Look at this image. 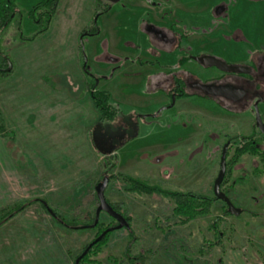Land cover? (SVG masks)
Segmentation results:
<instances>
[{
    "label": "rangeland",
    "instance_id": "obj_1",
    "mask_svg": "<svg viewBox=\"0 0 264 264\" xmlns=\"http://www.w3.org/2000/svg\"><path fill=\"white\" fill-rule=\"evenodd\" d=\"M42 1L17 0L23 15L0 32L1 67L8 68L6 59L12 64L0 74V216L24 206L0 227V264H76L100 229L75 228L92 223L96 187L106 177V199L130 229L113 232L80 264H264V136L254 111L264 93H248L237 103L188 93L159 113L172 98L158 92L161 69L138 64L157 56L145 52L147 43L139 47L145 35L137 19L160 2L164 14L177 12L188 29L199 31L191 33L194 56L239 66L229 58L243 62L254 49L238 29L247 28L253 38L264 34V0H59L40 10L52 14H38L46 28L39 34L28 13ZM218 10L231 14L224 29L214 16ZM95 21L100 35L82 38L95 32ZM150 40L176 73L199 84L224 74L193 60L180 64L182 51ZM260 64L255 73L263 75L264 56ZM84 65L100 79L96 90L110 95L115 119L100 122L90 93L95 82ZM259 111L264 122V102ZM228 142L222 190L240 216L217 201L210 214L182 223L173 216V195L214 198ZM128 179L163 193L135 192ZM99 222L102 229L118 224L106 213Z\"/></svg>",
    "mask_w": 264,
    "mask_h": 264
},
{
    "label": "flooded vegetation",
    "instance_id": "obj_2",
    "mask_svg": "<svg viewBox=\"0 0 264 264\" xmlns=\"http://www.w3.org/2000/svg\"><path fill=\"white\" fill-rule=\"evenodd\" d=\"M111 11H112V9L108 8L105 12L99 13L96 16H98L97 18H100L102 15L109 13ZM217 13L218 14H216L214 12V16L219 18V15L221 13H223V11L218 10ZM96 21H97V19H96ZM96 21H95L94 26H93L95 32L94 33H84L82 35V38H84L85 36L92 37V36H95L98 34L100 35V31L96 25ZM144 24L146 26V30L143 33L142 27H141V33L144 34L145 37H147V42H148L147 44H149L150 46L155 48V49L152 48L151 51L146 50L145 52L155 53L157 58H156L155 62H153V61H145L144 62L142 60H138L139 61L138 64L148 65L149 67H159V69H161L160 72H162V70L165 71L166 82L163 81V83L162 82L158 83V85L160 86L159 87L160 90H158V92L169 93V97L172 98L171 104L173 103V101H175V105H176V102H177L176 100L185 97L186 95H188V93H203L204 95H206L205 93H244V97L242 99H239V100L234 98L233 96L219 97V98H222V99L227 100V101L232 102V103H237V102L243 100L247 96L248 93H256L258 95H260L259 93H264V89H262V85H264V74L262 75V74L255 73L256 70H258V65L260 64V58H262L264 56V51H259V52L254 53L251 56L249 65H239L240 67H244V68L248 69L249 70L248 73L234 74V73H228V72L220 70L224 74H222L217 79V81L211 82L208 84H204V85L214 86L216 88L215 92L204 91L198 86L199 83L192 80L189 76L176 73V71H175L176 66L171 63V61H172L171 58L167 59L166 61H164V59H161V57H159L161 50L159 48L155 47L153 42L150 40V38L152 36L153 38L159 40L160 42H162L164 44L171 45L172 50H170V51H172V52L177 51V52H180V54L182 51V54L180 55V58H179V63L183 64V63L187 62L188 60L194 61V59H193L194 57H201V55L200 56L199 55L194 56L193 54H191L190 49H185V50L182 49V41L186 38H189L192 35L191 34L192 31H190V32L185 31L183 34L180 35L172 28L171 29L159 28V27L152 24L151 18L149 15H146L143 18L142 25H144ZM168 31L171 33L172 38L168 35ZM82 38H81V41H82ZM258 54H260V58H257ZM125 59L128 61L127 58H125ZM9 61H10L9 59H6L8 67H9ZM135 62L137 63V60H135ZM228 65H230V64H228ZM206 68H208V67H206ZM4 70H6V69L0 68V73H3L2 71H4ZM83 72L85 75H87L89 78H91L95 82L94 87L90 91V93H92L91 95L93 96L94 93H98V91L96 89L99 85L100 79L98 80L97 77L91 76L87 72L86 65H84ZM97 80L99 81L98 83H97ZM167 82H170L168 84L169 85L168 87L165 86ZM200 85H202V84H200ZM206 96H208V95H206ZM261 96L262 95H260V97L257 98V100H256V103L261 101L259 106L264 102L263 97H261ZM175 105H174V107H175ZM169 106H167V107H169ZM230 145H231V143H230ZM230 145H229V147H230Z\"/></svg>",
    "mask_w": 264,
    "mask_h": 264
},
{
    "label": "trees",
    "instance_id": "obj_3",
    "mask_svg": "<svg viewBox=\"0 0 264 264\" xmlns=\"http://www.w3.org/2000/svg\"><path fill=\"white\" fill-rule=\"evenodd\" d=\"M57 1L59 0H43L42 3L38 4L37 6H35L33 8L32 11H30L28 13V16L30 18V20L34 21L38 26H39V34H43L46 31V28L41 29V24H42V19H38L37 20V16L38 14L40 15H48V14H52V11L50 12H44L39 13L41 9H47L48 6L54 5ZM105 12V11H104ZM22 16L23 13L18 9V4H17V0H0V32L7 29L10 24L14 21V19L17 17V15ZM44 17V16H43ZM43 25V24H42ZM2 64V60H0V68ZM3 74V73H0ZM103 92H98L95 93L93 95V102H94V106L95 109L97 111V114L100 115V122H104L107 120H112L115 119L117 112L114 110H111V108L109 107L108 103L110 101V95L103 93ZM249 150V146L247 145L246 147H244V149L240 152H244V151H248ZM128 181L133 184V191L135 192H139L141 194L143 193H163L158 189L152 188L150 186H147L139 181H134L131 179H128ZM165 195V194H164ZM175 201H176V205H175V209L173 211V216L175 217H181L183 218V222L185 223L187 221H191L199 216H206L208 214H210V211L213 207V205L215 204V202H217L218 200L214 197H205V196H200V195H196L193 193H189V194H175L173 195ZM109 203V202H108ZM45 208L47 209L48 212L52 213L55 217L59 218L60 215H58V213L51 211L50 207H48L46 204H44ZM111 205V204H110ZM113 207L114 210H116L118 213H120V208L114 205H111ZM24 208V206H20V207H16L13 209H9V210H4L6 211V213L2 214V216H0V227H2L8 220H10V218H14L16 216L17 213H19L22 209ZM2 211V212H4ZM229 214V212H228ZM126 220L129 223V220L126 218ZM96 221V215L95 218L93 219L92 223H90V225H84V226H77L75 228V230H86L89 228H95V229H100V232L98 233V236L93 240L95 241L98 237H100L106 230L113 228V227H108L106 229H102L100 222L94 226ZM115 227V226H114ZM102 230V231H101ZM129 230V229H128ZM113 232L108 233L100 242H98L95 246H93V248L89 251L88 255L83 259V262H86L88 260V257L90 256V254H95L97 255L99 250H97L100 246H102L103 244H105V242H107V240L109 239V237L112 235ZM142 258V257H141ZM138 259V258H136Z\"/></svg>",
    "mask_w": 264,
    "mask_h": 264
},
{
    "label": "water",
    "instance_id": "obj_4",
    "mask_svg": "<svg viewBox=\"0 0 264 264\" xmlns=\"http://www.w3.org/2000/svg\"><path fill=\"white\" fill-rule=\"evenodd\" d=\"M110 2H120L121 0H108ZM194 61L199 63L200 65L208 68H217L219 70L228 72V73H234V74H239V73H248L249 70L240 67V66H232L228 65L224 61L217 59L215 57L211 56H201V57H194ZM12 70V64L9 61V67L2 71L3 73H9ZM99 81L97 80V83ZM202 90L204 91H209V92H215L216 88L211 85H198ZM206 95L210 97H222V96H233L236 99H242L244 97V93H205ZM261 101L257 102L254 106L255 110V115H256V127L259 130V132L264 136V122L261 117L260 111H259V104ZM175 105V101L166 108L161 109V112L173 108ZM158 113V114H159ZM156 116V115H155ZM152 116V117H155ZM230 143H227L222 150V156H221V161H220V171L218 174V177L214 183V196L218 201H221L226 204L228 208V212L233 215V216H240L241 210L232 203L230 198L223 192L222 190V184L224 182L226 173H227V152L229 148ZM110 182V179L108 177L104 178L103 181L96 187V193H97V198L99 201V206L96 211V221L95 225L99 223V217L101 213H106L108 214L111 218H113L118 225L106 230L100 237H98L95 241H93L87 249L81 254V256L77 259L76 264H80V262L88 255L89 251L95 246L98 242H100L108 233L115 232L118 230L122 229H130V225L126 218L121 214L118 213L116 210L113 209V207L108 203L106 196H105V191L106 188L108 187Z\"/></svg>",
    "mask_w": 264,
    "mask_h": 264
},
{
    "label": "crops",
    "instance_id": "obj_5",
    "mask_svg": "<svg viewBox=\"0 0 264 264\" xmlns=\"http://www.w3.org/2000/svg\"><path fill=\"white\" fill-rule=\"evenodd\" d=\"M175 6H177V4H176V2H175ZM148 13H142L143 15H138V17H137V19H138V22H139V26H140V29H141V27H142V20H143V18L145 17V15H148L149 14V16H150V18H151V22H152V24L153 25H155V26H157V27H159V28H162V29H174L178 34H183L185 31H192L191 33H197V32H199L197 29H194V28H191V29H188L185 25L186 24H184L182 21H179V19L181 20V19H185V17H181V18H176V16H177V12H174V13H172V10H171V13H168V14H164V12H163V10H162V5H160V2L159 3H153V5H151L150 7H148ZM173 9V8H172ZM159 11H160V13H159ZM226 12V11H225ZM176 13V14H175ZM161 14H163V15H161ZM172 14L174 15V16H172ZM167 15H170V18H172V20L171 21H173V23L172 24H170L169 25V22H166V21H164V19H163V17H168ZM176 15V16H175ZM230 17H231V14L228 12V15H226L224 12L223 13H221V15H219V18L222 20L221 22H220V26H222V28L224 29L225 28V26H227L229 23H230ZM187 18V17H186ZM171 21H170V23H171ZM185 22H186V20H185ZM181 24V25H180ZM184 27H183V26ZM176 27V28H175ZM239 31H243V33L241 34V35H244L242 38H244V37H246L248 40H249V43L252 45V47H253V49H254V52H252V53H250V56L249 57H245L244 58V60H243V62H241V61H235L233 58H229V59H231L232 60V62L231 63H236L237 65L238 64H240V65H249L250 63V59H251V56L254 54V53H256V52H259V51H264V46H261V45H263L264 44V34H262L261 36H259V37H256V38H253V36H255V35H253V34H250L249 32H247L248 31V29L247 28H244V30H240V29H238ZM247 32V33H246ZM143 36V35H142ZM215 35H211V37H214ZM221 37H223V35L221 34ZM190 39H191V36L189 37V38H186V39H184L183 41H182V49H190L191 50V54H193L194 55V51H193V47H192V44H191V42H190ZM144 42V43H143ZM248 42V41H247ZM141 43H143L144 45H145V43H148L147 42V37H145L144 38V40L143 41H141V42H139V44H140V48H143V47H141L142 46V44ZM230 44H231V42H229ZM235 44H237V43H239V42H234ZM152 48H154V47H152V46H150L149 44H148V46H147V51H151V49ZM233 48V50H240V48L238 47V45H234V47H232ZM155 49V48H154ZM253 51V50H252ZM206 55V54H205ZM216 56V55H215ZM159 57H160V55H159ZM216 57H218V56H216ZM161 59H164V61H166L167 60V58H165L163 55H162V58ZM224 60H226V61H229V60H227V58H226V56L223 58ZM136 62H135V60H134V64H135ZM136 65V64H135ZM161 73V74H160ZM159 74H157V75H159V77H158V82L160 83V82H162L163 83V81H165L166 82V78H165V71L164 70H162V72H160ZM160 87V86H159ZM262 105V104H261Z\"/></svg>",
    "mask_w": 264,
    "mask_h": 264
}]
</instances>
